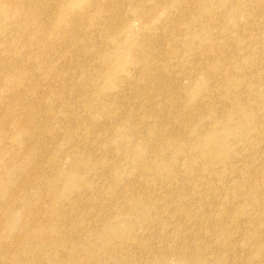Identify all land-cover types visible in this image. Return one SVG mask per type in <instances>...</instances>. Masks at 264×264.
I'll return each mask as SVG.
<instances>
[{"label":"rangeland","instance_id":"obj_1","mask_svg":"<svg viewBox=\"0 0 264 264\" xmlns=\"http://www.w3.org/2000/svg\"><path fill=\"white\" fill-rule=\"evenodd\" d=\"M36 1L42 43L0 49L2 264H264V0Z\"/></svg>","mask_w":264,"mask_h":264},{"label":"bare ground","instance_id":"obj_2","mask_svg":"<svg viewBox=\"0 0 264 264\" xmlns=\"http://www.w3.org/2000/svg\"><path fill=\"white\" fill-rule=\"evenodd\" d=\"M108 4L113 5V1H109ZM37 5H38V2L36 0H0V49L1 50L2 49L11 50L10 47H12L13 49V47H18L17 45L21 43H24L29 49H35L42 43V35L40 34L33 35L35 30L42 31L44 27V23L46 21V18L43 14L37 15V13L35 12ZM218 5H224V2ZM92 7L96 9L94 5H92ZM143 7H144V3H143ZM235 8L236 7L233 6L232 10ZM65 9H66V6L63 7V9L60 12V15L58 16H61V14L65 11ZM97 12L100 16L103 13L106 15L105 0H103V4L101 6L99 5V7L97 8ZM87 13H88V10H86L83 13V15L87 16ZM235 19L238 20L239 18L236 16ZM64 32L67 33L66 31ZM138 40H141V39L138 38ZM48 44L49 43H47V45ZM128 47L130 46L126 44L125 48H128ZM146 47H147L146 44H144L140 51H135L134 56L136 57L138 61H146L145 60V56L147 53ZM96 54L100 56L101 54H106V52L103 51L102 53H96ZM33 58L34 60L38 59L37 54L35 52L33 53ZM85 63H86V67L89 72L91 73H94L95 71L98 72V66H95L91 69L88 67V62H85ZM1 64L4 66H2V68L0 69V84L4 83L5 86L8 89H10L8 87L9 80L14 77V73L12 70L14 69L20 70L21 67L19 66V64H7L5 62H2ZM6 71H10L9 76L5 74ZM104 74L106 75V70L104 71ZM48 77L49 76L44 77L43 81H46ZM49 88L50 90H52L51 86ZM57 95L60 98V94H57ZM5 101L7 102V99ZM9 106L10 105H7V103H5L4 110H6V112L8 113L11 112V110L9 109ZM97 108H98V105H97ZM89 110L92 113L94 112V109L91 106L89 107ZM14 120L17 121L20 131H23L24 126H25L24 118L15 117ZM6 188L7 187L5 185H0V195H3L5 193ZM3 197L0 198V208H6V209H10L13 211V207H14L13 204L17 203V202H14V200L18 198V195L12 194V193L9 194L8 200H13L11 205H7L3 203V200H2ZM26 200H27V197H24V202ZM22 205L25 206L26 204H22ZM5 212H8V210L0 209V215H3ZM7 221H8L7 218L0 217V226H3ZM144 222L146 221H143L142 223ZM95 242L92 244L91 242L87 243L86 249L92 258L96 257V260H99L96 246L97 245L102 246V244L95 243ZM107 242L112 244L114 240L112 237H108ZM92 258H91V261L94 260ZM0 264H2L1 259H0ZM84 264H89V263L86 262Z\"/></svg>","mask_w":264,"mask_h":264}]
</instances>
